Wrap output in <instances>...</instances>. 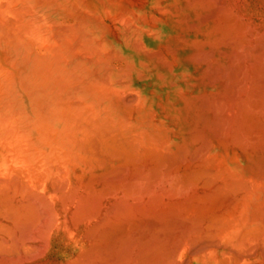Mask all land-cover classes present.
Wrapping results in <instances>:
<instances>
[{"label":"bare ground","instance_id":"bare-ground-1","mask_svg":"<svg viewBox=\"0 0 264 264\" xmlns=\"http://www.w3.org/2000/svg\"><path fill=\"white\" fill-rule=\"evenodd\" d=\"M0 264H264V0H0Z\"/></svg>","mask_w":264,"mask_h":264}]
</instances>
